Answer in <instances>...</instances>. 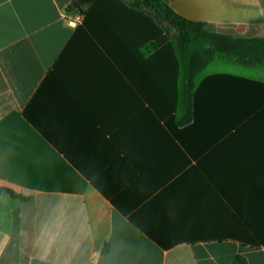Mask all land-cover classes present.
Instances as JSON below:
<instances>
[{
  "label": "crops",
  "instance_id": "obj_1",
  "mask_svg": "<svg viewBox=\"0 0 264 264\" xmlns=\"http://www.w3.org/2000/svg\"><path fill=\"white\" fill-rule=\"evenodd\" d=\"M74 1L0 0V264H264V63L188 83L138 11ZM162 1L264 36V0Z\"/></svg>",
  "mask_w": 264,
  "mask_h": 264
},
{
  "label": "trees",
  "instance_id": "obj_2",
  "mask_svg": "<svg viewBox=\"0 0 264 264\" xmlns=\"http://www.w3.org/2000/svg\"><path fill=\"white\" fill-rule=\"evenodd\" d=\"M95 1L75 0L70 6V9L76 7L83 14L81 25H86V6ZM117 1L138 11L149 22L152 35H158V46L167 42L175 59L187 55L183 68L188 83H192L193 77L215 54L232 57L246 66L264 63V36H234L209 30L205 22L182 16L162 0ZM170 31L174 32L173 35ZM8 192L13 197L23 199L10 190ZM101 253H106V245ZM230 264H246V260L243 256H235Z\"/></svg>",
  "mask_w": 264,
  "mask_h": 264
},
{
  "label": "rangeland",
  "instance_id": "obj_3",
  "mask_svg": "<svg viewBox=\"0 0 264 264\" xmlns=\"http://www.w3.org/2000/svg\"><path fill=\"white\" fill-rule=\"evenodd\" d=\"M170 32L171 35H173L174 32L173 31ZM246 67H247L246 65L237 63L232 57H226L223 55L215 54L212 60L201 71H199V73H203L215 69H229V70L245 72Z\"/></svg>",
  "mask_w": 264,
  "mask_h": 264
},
{
  "label": "built area",
  "instance_id": "obj_4",
  "mask_svg": "<svg viewBox=\"0 0 264 264\" xmlns=\"http://www.w3.org/2000/svg\"><path fill=\"white\" fill-rule=\"evenodd\" d=\"M82 19L83 14L76 7H72L70 13L65 17L66 23L71 27L80 24Z\"/></svg>",
  "mask_w": 264,
  "mask_h": 264
},
{
  "label": "water",
  "instance_id": "obj_5",
  "mask_svg": "<svg viewBox=\"0 0 264 264\" xmlns=\"http://www.w3.org/2000/svg\"><path fill=\"white\" fill-rule=\"evenodd\" d=\"M99 264V263H98Z\"/></svg>",
  "mask_w": 264,
  "mask_h": 264
}]
</instances>
